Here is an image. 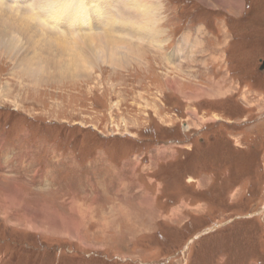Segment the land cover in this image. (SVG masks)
<instances>
[{
  "label": "rangeland",
  "instance_id": "1",
  "mask_svg": "<svg viewBox=\"0 0 264 264\" xmlns=\"http://www.w3.org/2000/svg\"><path fill=\"white\" fill-rule=\"evenodd\" d=\"M143 3L158 38L120 33V66L77 45L96 30L22 33L0 8V264H264V0Z\"/></svg>",
  "mask_w": 264,
  "mask_h": 264
},
{
  "label": "bare ground",
  "instance_id": "2",
  "mask_svg": "<svg viewBox=\"0 0 264 264\" xmlns=\"http://www.w3.org/2000/svg\"><path fill=\"white\" fill-rule=\"evenodd\" d=\"M32 1L36 2V3H34L33 7H31V4H29L30 9L27 8V10H31L32 8H33V10H31L29 12L27 11L26 14H23L21 12L22 10L20 8H21V6H23V5H20L21 0H0V8H2L6 14L9 13V11L11 12V17L14 20L13 22L18 24L17 25L18 27H16V28L20 27V29H22L21 30L22 33H24V31H27V30H30L31 32L35 31V33H38L36 31L42 29L44 31H42V34H39V35L40 36L45 35V34L47 35L48 30L45 31V29H48V27L45 25L46 24L45 22L55 26L54 24L56 22H58V19H60L62 16H66L69 18L67 23H69L71 25L70 31L80 32L81 30H86V31L90 30V29L96 30V33L93 35H90L88 33L83 34V36L78 39L81 41L82 44H77V43L76 44L80 47H82L83 45H85L84 47H86V46L90 47L91 52H94V54L97 53V59H99L102 62L104 61L103 59H106L104 61V63H109L113 66H120L121 61L124 62L123 58H126V56L123 58L121 57L125 53V51L123 50L122 52H119V50L122 49V48L119 49L120 46H124L125 43H127L128 45L130 44L125 37L120 35V33L134 34L135 36L140 37V38H150V39L152 38L151 39L152 42H155L156 39L158 38V37L156 38V35H155V31H156V29H155V25H156L155 24L156 23L155 16H156L157 9L154 8L152 6V4L149 5V4L143 3L145 0H136L135 1L136 4L134 6V9H136L137 16L144 18V20H143L144 24L140 23L141 28L139 30H137V32L133 31V29L128 28L129 24H125V22H123L126 19L123 20V19L118 18L119 22H121V24L120 23L118 24V22L116 20H114V19H116L115 17L119 14L118 11L124 10V8L118 9L119 6L121 5L122 1H124V0H55L54 1L55 3L52 5L50 4L49 0H46L47 2L45 0H32ZM32 1L30 0V3ZM129 1L131 2V0H129ZM129 1L125 2L128 6H130ZM44 3H46V4L49 3V5H51L50 6L51 8H49V5L48 6L44 5ZM16 4H18V5H16ZM132 5H133V2H132ZM35 7H37L39 10H36ZM104 7H105V9H104ZM127 7H125V8H127ZM130 9H131V6H130ZM106 11H108L109 13H106ZM132 14H133V12H132ZM23 15H25V16H23ZM61 21H63V20L61 19ZM96 21H98L99 23H97L94 27L90 28L91 23H96ZM126 21L128 23H130L132 20L127 19ZM0 22L3 23V27L6 25L4 23V16H3V12L1 9H0ZM148 23H150V27H146V25L147 26L149 25ZM13 26H15V25L9 26V28L11 27V29H12ZM1 28L2 27H0V29ZM100 29H102V30H100ZM135 29H137V27ZM157 29H158V27H157ZM103 30L105 32V35L101 34V33H103V32H101ZM56 34L57 33H54L53 35H56ZM76 35L77 34L75 33L74 36H76ZM80 35H82V34H80ZM77 36L79 37V34ZM77 36H76V38H77ZM125 36L131 37V35H125ZM160 37H162V36H160ZM53 38H55V37L53 36ZM85 38H90V39L85 40ZM61 40H62V38H61ZM63 40H65V39H63ZM121 40H124V42L123 41L120 42ZM137 42H138V40H137ZM59 45H61V44H59ZM64 45H66V44H64ZM70 49H72V48L70 47ZM76 49H78V51L76 50L77 52L81 51V53H83L82 52L83 49L78 48V47H76ZM37 51H38V49H36V52ZM16 54L17 55H14V58L17 60L16 65L18 66V68L22 67V69H23L22 72L25 73V71H26V73L30 74L34 78L35 81L42 82L43 80H46L48 77H50V76H43L42 75L44 72L46 73V68L41 63H40L41 65H38L39 61L37 63L24 62L26 64L23 65V61H22L21 57L18 56V51ZM82 55H84V54H82ZM16 56H18V58ZM75 58H77V57H74L73 59L75 60ZM93 58L94 57H92V59ZM95 61H97V60H95ZM71 62H73V61H71ZM45 63L51 64V62L48 60L45 61ZM86 66L87 65L84 64L82 61L75 60L73 62V65L71 68H68V64H67V66L66 65L61 66L62 67L61 72L64 75L67 74V75H71L73 77L74 76L76 77L77 74L80 73L82 70H84ZM58 77H59V74H58ZM221 90L222 89L220 86V90L218 92L221 93L220 92ZM62 222L65 223L66 221H64V219H63Z\"/></svg>",
  "mask_w": 264,
  "mask_h": 264
},
{
  "label": "crops",
  "instance_id": "3",
  "mask_svg": "<svg viewBox=\"0 0 264 264\" xmlns=\"http://www.w3.org/2000/svg\"><path fill=\"white\" fill-rule=\"evenodd\" d=\"M196 32H198V31H196ZM224 32L225 31H223V50L227 46V43H228L227 40H225L226 33H224ZM181 38H183V37H181ZM183 43H187V46L189 48L188 51L187 52H185V51L183 52V50H181V48H178L177 53L182 52L184 60L186 62L190 61V62H192L194 64H196L198 62H202V65L205 64V61L202 60L203 58H198L200 55L204 54V51L202 50L204 45H203V43H201V40H199V38H195L194 46H192L190 37H188V41L184 38ZM199 49H200L201 52L199 51ZM226 57L227 56L225 55V51H223V64L225 63ZM209 59H211L212 62L216 63L218 57L217 56H210ZM72 166H70V167H72ZM77 168H79V165H76V169Z\"/></svg>",
  "mask_w": 264,
  "mask_h": 264
},
{
  "label": "water",
  "instance_id": "4",
  "mask_svg": "<svg viewBox=\"0 0 264 264\" xmlns=\"http://www.w3.org/2000/svg\"><path fill=\"white\" fill-rule=\"evenodd\" d=\"M260 70H261V71H264V61L262 62V65H261V67H260Z\"/></svg>",
  "mask_w": 264,
  "mask_h": 264
}]
</instances>
